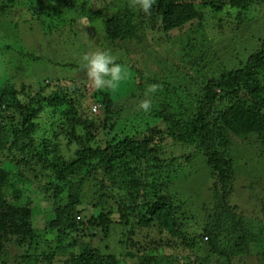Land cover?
<instances>
[{
  "label": "trees",
  "instance_id": "1",
  "mask_svg": "<svg viewBox=\"0 0 264 264\" xmlns=\"http://www.w3.org/2000/svg\"><path fill=\"white\" fill-rule=\"evenodd\" d=\"M259 4L263 5L264 0H154L150 13L145 14L138 5L134 6L133 0H123L121 7L110 14L91 12L81 15L72 0H65L67 10L75 13L72 16L74 18L69 20L70 24L86 18L87 25L92 28L90 39L94 38L93 25L98 22L110 43L137 41L136 44H141L145 37L155 39L160 36L161 40L162 36L187 35L188 41L184 47L186 55L192 57L193 52H197L198 57L190 59L187 66L178 68L195 83L196 90L192 93L194 102L188 105L180 98L175 105L171 101L157 99V107L152 108L149 115L160 119L165 127L147 126L142 136L129 137L113 131L121 121L119 98L109 91H94L93 98L100 100L101 105L95 103L93 107L97 104L103 107V125L109 128L106 132L109 138L95 146L78 149L74 158L66 161L59 142L62 136L69 137L67 143L90 141L96 137L92 132L96 129L95 123L79 109L80 101L60 88L51 96L36 99L38 91L28 90V86L17 88L9 83L0 87V121L4 122V126L6 121L11 123L8 134L0 140V154L8 156L12 163L22 168L39 166L49 172V184L55 186L58 197L53 202L55 219L47 223L49 228L65 230L66 226L78 228L82 224L81 216L76 218L79 214L75 205L81 202L80 187L84 178L93 176L94 179L99 178L103 192L92 205L93 217L87 221L95 224L101 220L104 231L108 229L112 221L104 219L101 213L109 198L114 199L121 221L125 224L130 222L127 210L137 214L136 224L130 230L121 259L128 264H161L160 258H167L170 264H174L180 259L190 258L189 254L165 253L166 247L177 248L171 238L179 239L183 248L188 250L199 246L196 237L189 233L186 236L182 230L185 227L183 221L188 218L187 213L173 204L167 193L157 195L162 190L157 191L156 180H151L157 174L161 186H164L167 174L176 170V160H161L157 156V142L171 139L185 150L192 149L203 154L207 165L218 178L221 199L202 231L210 251L225 259L227 264H232L233 252L249 254L253 245L257 248L258 256L264 259L263 231L256 233L249 230V226L245 225L247 221L240 217L228 218L222 201L234 173L233 159L228 150L230 135L242 139L255 135L264 158V37L259 48L242 67L230 70L220 67L219 70L215 59L210 60V57L215 58L216 53L203 46L207 40L204 31L205 11L212 12L213 16L232 14L238 23H244L251 6ZM53 19L48 26V33L61 34L63 28L61 32L53 28L60 29V24L65 26L68 20L62 17V22L53 23ZM66 37L69 38L68 34ZM94 44L100 48L102 43L95 39ZM132 64L127 78L114 94H120L128 84H135L139 89L148 84L166 88L174 97H178L170 84L148 74L137 62ZM189 70L195 74L192 75ZM60 113L63 118L58 126H54L52 135L41 134L38 120L44 115L55 116ZM79 126L84 128L79 129ZM1 167L0 164V257H3L11 239H17L21 245L27 241L28 244L34 230L30 210L16 208L4 198L7 175ZM107 183H112L113 190L118 188L116 199L111 191H107ZM62 191L67 193L63 206L60 205L59 197ZM136 228H143L146 232H142L141 239L136 238L140 232ZM150 233L158 235L160 239L147 240ZM158 249L162 253L155 254ZM25 257L23 260L27 261L28 257ZM50 259L56 260V256L51 254L45 257L48 264H54ZM62 264H121V260L117 256H103L84 242L79 244L78 252L70 254Z\"/></svg>",
  "mask_w": 264,
  "mask_h": 264
},
{
  "label": "rangeland",
  "instance_id": "2",
  "mask_svg": "<svg viewBox=\"0 0 264 264\" xmlns=\"http://www.w3.org/2000/svg\"><path fill=\"white\" fill-rule=\"evenodd\" d=\"M72 1L81 15L91 12L110 14L121 7L123 2V0ZM72 11L67 10L65 0H0V87L9 83L17 88L28 86V90L38 91L36 99L51 96L60 88L65 94L80 101L79 109L84 115L87 113L95 123L96 129L92 132L96 137L90 141L67 143L70 141L69 137H61L60 147L66 161L74 158L78 149L95 146L101 140L104 142L109 138L106 134L109 128L103 125V107H99L96 112L93 109V105L95 103L101 105V101L93 98V93L97 89L87 78L83 67L82 57L85 54L108 50L116 57V63L127 71L133 66L132 62H137L145 72L175 88L178 95L174 97L166 88L160 87H155L156 91L150 93L148 89L153 86L148 84L141 89L135 84H128L120 94H114L116 89L103 90L116 95L122 107L121 121L113 130L116 134L128 137L142 136L147 126L158 125L164 128L165 125L160 119L149 115L152 108L157 107L159 99L171 101L174 105L179 98L187 105L194 102L195 83L178 68L187 66L190 59L198 57L197 52H193L192 57L186 55L184 47L188 41L187 35L182 33L162 36L161 40L160 36H157L153 38L155 41L149 36L150 38H143L141 44H136L137 41L110 43L98 22L93 25L94 38L90 39L92 28L87 23L86 25L82 23V18L70 24L69 20L75 16ZM62 17L68 20V24L65 26L60 24V29L53 28L60 32L63 28L61 34L48 33L50 21L53 19V23H60ZM245 17L247 19L244 23H238L232 14L221 13L213 16L212 12L205 11L204 31L207 40L203 46L216 53L215 58L210 57V60L215 59L218 68L229 70L240 68L259 48L264 37V4L251 6ZM67 34L69 38L66 37ZM95 39L102 43L100 48H97V44L95 46ZM189 71L192 75L195 74L193 70ZM122 82L124 80L120 84ZM145 100L151 103L148 112L139 107ZM62 118V113L55 116L44 115L38 120L40 133L51 136L54 126H58ZM5 123L4 126V122L0 121V140L6 137L11 124L8 121ZM97 131L99 132L96 134ZM157 144L159 148L157 156L161 160H176V170L167 174L164 186H161L157 174L151 179L156 180L157 191L162 190V193L159 192L157 195L167 193L168 199L187 213L188 218L182 220L185 226L182 230L186 232V236L189 233L190 236L196 237L199 246L188 250L183 248L179 239L171 238V242L177 248L166 247L165 253L190 255V258L180 259L174 264H186V261L188 264H227L225 259L210 251L202 232L203 227L212 218L222 195L216 174L207 165L203 154L192 149L185 150L171 139ZM228 150L234 164V173L222 200L228 218L240 217L247 221L245 225L249 226V230L264 233V158L261 144L255 135L242 139L231 134ZM0 164L7 175V182L3 188L4 198L16 208L25 207L30 210L34 230L32 240L28 244L27 241L21 245L17 239H11L5 247V255L0 257V264H48L45 257L51 254L56 256V260L50 259L51 262L62 264L70 254L77 253L79 244L84 242L89 243L93 251L103 256H117L121 264H128L121 256L126 250L130 230L134 223L136 224L137 214L127 210L130 222L125 224L121 221V214L114 199L109 198L104 206L106 208L101 213L104 219L112 221L108 229L104 231L101 220L95 224L87 221L93 217L92 205L103 192L99 178L87 176L81 183V202L75 205V209L81 216L82 224L78 228L66 226L65 230H60L47 226V223L55 219L53 202L58 199L55 186L49 184V172L39 166L22 168L12 163L4 154H0ZM142 167L145 166L142 164ZM106 185L107 191H111L116 199L118 188L113 190L112 183ZM66 195L65 191L59 193L61 206L65 205ZM136 231H140L136 238L141 239L143 228H136ZM145 233L144 231L143 234ZM147 238V240L155 238L156 241L160 239L154 233H150ZM250 250L249 254L233 252L232 264H264V259L257 254V248L251 245ZM155 252L162 253L159 249ZM25 256L28 257L27 261L23 260L26 259ZM160 261L161 264H170L167 258H160Z\"/></svg>",
  "mask_w": 264,
  "mask_h": 264
},
{
  "label": "clouds",
  "instance_id": "3",
  "mask_svg": "<svg viewBox=\"0 0 264 264\" xmlns=\"http://www.w3.org/2000/svg\"><path fill=\"white\" fill-rule=\"evenodd\" d=\"M154 0H133L134 6L145 14L150 13ZM82 23L86 25V18H82ZM83 67L86 70L87 78L91 81L93 87L97 90L116 89L121 81L128 76V71L122 65L116 63V57L108 50L96 51L92 54H85L82 57ZM148 91L155 92V86L150 87ZM139 107L148 112L151 108L150 101H143Z\"/></svg>",
  "mask_w": 264,
  "mask_h": 264
},
{
  "label": "built area",
  "instance_id": "4",
  "mask_svg": "<svg viewBox=\"0 0 264 264\" xmlns=\"http://www.w3.org/2000/svg\"><path fill=\"white\" fill-rule=\"evenodd\" d=\"M98 107H99V105L97 104L93 108H94V110H96ZM76 218L79 219L80 218V215H77Z\"/></svg>",
  "mask_w": 264,
  "mask_h": 264
}]
</instances>
